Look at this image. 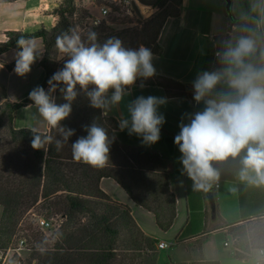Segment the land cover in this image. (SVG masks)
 <instances>
[{"label":"trees","instance_id":"trees-1","mask_svg":"<svg viewBox=\"0 0 264 264\" xmlns=\"http://www.w3.org/2000/svg\"><path fill=\"white\" fill-rule=\"evenodd\" d=\"M12 1L17 0H6ZM81 3L82 0H64L56 10L58 20L52 29L33 33L8 31L7 40L0 42V58L11 50H19L16 41L21 35L41 39L44 53L40 67L44 78L39 86L47 91L48 80L64 66L55 47L56 37L69 29L77 31L79 23L76 20H84L81 16L78 18L76 12L77 5ZM182 4L183 0H157L154 4L157 12L145 20L141 28L115 30L106 24L91 27L89 23L84 27L95 31L101 43L115 36L123 41L125 47L144 45L158 55L161 53L158 43L161 31L168 19L180 16ZM234 25L241 27L244 36L255 38V28L246 21L229 19V32ZM82 40L88 42L87 38ZM227 40H230L229 34L216 36V50L221 51L223 42ZM219 66L216 58L213 69ZM141 83L163 88L169 98L194 100L192 86L171 78L156 75L146 81L137 80L136 85ZM54 95L58 104L65 102L59 90ZM31 104L33 101L27 97L20 102L0 105V206L4 209L0 252L9 248L17 234L18 218L23 210L39 204L42 214L47 213L45 219L52 220L50 216L60 215L64 221L54 233L57 239L55 248L41 256L37 264H159V241L148 236L134 219L131 208L112 200L101 189L100 182L102 179L116 181L137 206L154 214L162 232H168L176 220L177 207L163 157L145 150L132 151L122 147L119 140L123 133L118 121L113 117H101V110L90 107L83 93L73 102L70 116L62 121L65 127L75 130L62 150L56 151L54 145L46 154L42 149L34 150L30 129L15 127L16 113ZM96 119L108 129L110 137L114 136L110 145V161L104 168H93L75 161L71 151V143L87 135L84 126L91 125ZM51 134L56 136L55 130ZM255 229L253 232L244 227L229 230L237 259L250 260L255 251L264 249V226ZM38 235L44 237L42 232H38L32 234L34 240Z\"/></svg>","mask_w":264,"mask_h":264},{"label":"clouds","instance_id":"clouds-1","mask_svg":"<svg viewBox=\"0 0 264 264\" xmlns=\"http://www.w3.org/2000/svg\"><path fill=\"white\" fill-rule=\"evenodd\" d=\"M87 41L74 29L56 37V49L68 59L48 80L47 91L37 86L29 93L33 104L27 108L35 107L49 129L42 133L30 128L34 150L42 149L46 154L50 146L60 151L68 143L75 130L65 127L62 121L70 116L72 104L81 93L90 107L101 110V117H108L131 95L137 80L146 81L158 74L153 63L156 56L144 45L125 47L115 36L101 43L95 31L88 32ZM16 44L19 50L14 71L25 76L42 52L35 38L21 35ZM223 45L215 53L220 66L198 71L192 81L193 99L197 105L203 104L202 110L186 113L188 122L182 118L174 138L182 154V174L193 182L194 191H207L219 181L216 163L238 158L239 180L264 185V49H258L252 36H241L235 42L227 40ZM57 90L64 103L56 102ZM167 102L166 97L151 95L129 101L128 115L117 118L120 131L127 129L129 135L141 137L145 145L155 144L165 123L158 109ZM53 130L56 136L51 134ZM84 130L87 135L71 143L73 159L93 168L106 167L114 136H109L98 119L85 125Z\"/></svg>","mask_w":264,"mask_h":264},{"label":"crops","instance_id":"crops-1","mask_svg":"<svg viewBox=\"0 0 264 264\" xmlns=\"http://www.w3.org/2000/svg\"><path fill=\"white\" fill-rule=\"evenodd\" d=\"M156 1L136 0L137 4L152 8ZM218 1L221 5L219 10L210 11L203 8L200 1L193 4L192 0H183L180 16L167 20L158 39L161 53L155 55L156 59L153 61L158 76L171 78L184 85L192 86V81L198 71L213 70L217 52L216 36L228 33L233 42L244 36L238 25L232 26L229 32V18L222 0ZM258 1L257 10L252 8L250 11L247 10L249 11L248 16L252 20H257L252 25L257 29L255 39L259 49H264V36H262V43H259L257 37L259 28L262 33L264 28V0ZM0 2H23L24 15L21 30L33 33L28 29L37 25L38 21L36 20L41 15L37 14L40 4L36 0L12 2L0 0ZM243 20L247 22L245 18ZM35 40L43 54L42 40ZM150 95L168 99V102L158 109L159 113L165 117L159 141L155 144L145 145L142 143L141 137L135 134L129 135L127 129L121 131L123 138L119 141L122 147L127 150L153 152L159 154L166 161L170 176V189L175 196L177 207V217L173 227L168 232H162L156 224L154 214L137 206L116 181L102 179L101 189L115 202L128 205L134 219L148 236L173 244L171 249L160 250L159 264L168 262L193 264L204 261H218L220 264H249L251 259L243 261L235 257L234 239L229 233V228L264 217V185L250 184L239 180V158L216 163L215 167L220 171V183L218 188L216 183L211 186L213 187L212 195L216 200V214L213 215L207 192L194 191L193 182L186 174H182L183 166L180 163L182 154L174 143V138L180 131L179 124L182 118L183 122L187 123L185 114L202 110L203 104L197 105L194 100L187 98H169L164 89L159 86L141 87L135 84L131 89V95L126 96L118 107L113 108L108 117H113L116 120L121 114L126 117L128 115L126 105L129 101L138 96L147 97ZM218 234L226 235L228 241L217 240ZM164 252H166L167 260L163 258Z\"/></svg>","mask_w":264,"mask_h":264},{"label":"rangeland","instance_id":"rangeland-1","mask_svg":"<svg viewBox=\"0 0 264 264\" xmlns=\"http://www.w3.org/2000/svg\"><path fill=\"white\" fill-rule=\"evenodd\" d=\"M39 3V11L37 14H41L40 17L36 21H38L35 27L29 28L28 31L35 32L41 29H52L58 20L56 16V10L61 6L64 0H36ZM152 1V0H149ZM201 2V6L207 10H219V2L218 0H192L193 4ZM112 2V0H111ZM223 2V0H222ZM112 4L108 0H82V3L77 5V14L78 18H83L84 20L81 22L80 19H77L79 25L77 27V32L80 34L81 38H87L88 29L84 27L86 23H89V26L92 27V19L95 17H101L102 7L104 5ZM23 2H14V3H3L0 2V42H5L7 40L6 33L8 31L13 30H21L22 19H23ZM224 4V3H223ZM38 5V4H37ZM114 5V4H112ZM248 8H247V6ZM259 5L258 0H233V14L235 19L243 20L245 18L249 25H253L256 23V19L252 20L248 16V12L250 8L253 10H257ZM144 6V5H142ZM250 6V7H249ZM225 8V4L223 6ZM142 8V7H141ZM249 11H248V10ZM143 14L139 11L136 2L134 3V12H136L135 18H130L128 16L121 17L117 22H114L107 27L114 28L115 30H123L129 28H141L142 23L151 18L157 10L154 9L151 12L148 10H142ZM243 17V18H240ZM245 21V20H244ZM106 22V21H105ZM246 22V23H247ZM105 24V23H104ZM254 27V26H253ZM255 28V27H254ZM263 28V26H262ZM256 34H257V29ZM228 34V33H227ZM223 34V35H227ZM262 36H264V28L263 33L259 28L258 32V41L262 43ZM37 42V41H36ZM264 44V42H263ZM39 46V45H38ZM41 51V47L39 46ZM16 50H11L6 53L3 57H1L0 61V105L6 102H20L23 99L29 97V93L37 86L42 83L44 78V72L40 67V61L43 58V54H41L36 61L31 66V71L27 73L25 76H19L15 73V53ZM59 60L61 62H65L68 57L59 53ZM48 90V89H47ZM15 127L17 129L23 128H37L40 132L46 133L49 131L46 122L43 121L41 117H39L37 110L35 107L32 108H23L19 110L15 115ZM3 213L4 209L0 206V226L3 224ZM47 213L42 214L41 205L36 204L27 208V211L23 210L22 215L18 218L19 225L16 233L22 231L26 234V236L30 239V247L27 250L22 252L20 257L14 256L13 259H20L22 264H37L46 252L49 250H53L55 248V244L57 242L56 235L50 236L45 235L44 237L38 235L37 240H34L33 235L40 233L37 229V221L39 218H44ZM50 219H54L56 223L53 224H62L64 218L59 216H50ZM259 226H264V217L259 218L253 221H249L240 225L232 226L229 228H245L251 232L256 230ZM60 228V227H59ZM55 229V228H54ZM52 229V231H54ZM48 234H50L48 232ZM15 236L13 237L12 242L15 240ZM217 240L219 241H228L226 235L218 234ZM11 242V243H12ZM160 250V249H159ZM258 257L257 252H254L253 258H251V262L249 264H254L256 258ZM164 260H167L166 252L163 255Z\"/></svg>","mask_w":264,"mask_h":264},{"label":"built area","instance_id":"built-area-1","mask_svg":"<svg viewBox=\"0 0 264 264\" xmlns=\"http://www.w3.org/2000/svg\"><path fill=\"white\" fill-rule=\"evenodd\" d=\"M110 3L114 4H108L104 5L102 7V13L101 17H95L92 19V26L93 27H99L102 24L110 25L111 22H117L121 17L128 16L130 18L136 17V12H134V3L136 0H108ZM136 5L139 9V11L143 14V7L140 4ZM142 7V8H141ZM147 20V19H146ZM106 21V22H105ZM219 181L216 182V187H219ZM56 223L54 219L48 220L45 218H39L37 221V229L42 232L45 235L53 236L56 231H58L61 224H53ZM55 228V229H54ZM54 229V231H52ZM48 232L50 234H48ZM15 240L12 242L9 246V248L3 252H0V264H22L20 259H13L14 256L20 257L22 255V252L24 250L29 249L30 247V239L26 236V234L22 231L18 232V234L15 235ZM226 245L228 243L226 242ZM173 247V244H170L165 241H159L158 248L160 250H167L171 249ZM258 254V257L255 260L254 264H264V249L256 251ZM167 264H173L172 262H168Z\"/></svg>","mask_w":264,"mask_h":264},{"label":"water","instance_id":"water-1","mask_svg":"<svg viewBox=\"0 0 264 264\" xmlns=\"http://www.w3.org/2000/svg\"><path fill=\"white\" fill-rule=\"evenodd\" d=\"M223 1L225 3V11H226L228 18L231 21H234L235 17H234L233 10H232L233 0H223ZM143 9L144 10H148V9L152 10L153 8L149 7V6H144ZM212 190H213V187H210L206 192L208 194V199L210 202L212 214L215 215L216 214V204H215V199L212 195Z\"/></svg>","mask_w":264,"mask_h":264},{"label":"bare ground","instance_id":"bare-ground-1","mask_svg":"<svg viewBox=\"0 0 264 264\" xmlns=\"http://www.w3.org/2000/svg\"><path fill=\"white\" fill-rule=\"evenodd\" d=\"M149 10V9H148Z\"/></svg>","mask_w":264,"mask_h":264}]
</instances>
